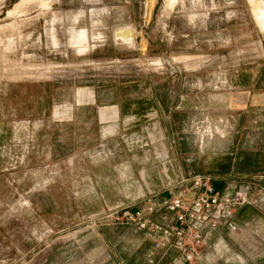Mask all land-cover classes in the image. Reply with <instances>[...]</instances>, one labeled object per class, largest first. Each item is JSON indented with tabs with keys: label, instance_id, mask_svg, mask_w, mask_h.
<instances>
[{
	"label": "rangeland",
	"instance_id": "374dc122",
	"mask_svg": "<svg viewBox=\"0 0 264 264\" xmlns=\"http://www.w3.org/2000/svg\"><path fill=\"white\" fill-rule=\"evenodd\" d=\"M263 8L0 0V264H152L189 172L251 184L198 263L264 264Z\"/></svg>",
	"mask_w": 264,
	"mask_h": 264
},
{
	"label": "built area",
	"instance_id": "2783aa9c",
	"mask_svg": "<svg viewBox=\"0 0 264 264\" xmlns=\"http://www.w3.org/2000/svg\"><path fill=\"white\" fill-rule=\"evenodd\" d=\"M250 198V183L228 189L218 187L208 175L199 172L180 175L174 189L162 201H154L148 207V212H152L159 204L173 213L170 225L148 219L150 226L160 232L146 253L149 261L152 264H199L200 251L209 244L213 231L236 230L235 212ZM136 213L140 215L141 211ZM170 245L178 250L173 263L155 259L158 249Z\"/></svg>",
	"mask_w": 264,
	"mask_h": 264
},
{
	"label": "crops",
	"instance_id": "0c3cea01",
	"mask_svg": "<svg viewBox=\"0 0 264 264\" xmlns=\"http://www.w3.org/2000/svg\"><path fill=\"white\" fill-rule=\"evenodd\" d=\"M10 11V10H9ZM79 30H84V31H86L85 29H79ZM80 39V38H79ZM218 187H220V188H223V182L222 181H220L219 183H215ZM226 188H228V187H226ZM241 208V206L236 210V212H235V219L237 220V221H239V219H238V216H237V212H238V210ZM226 233V232H232V231H229L228 229H226V228H223V229H221V230H215V231H213V233L211 234V238H213V241H214V243H216L219 239H221V237H222V235H223V233ZM159 250V249H158ZM157 250V251H158ZM157 251H156V253H157ZM165 251V250H164ZM164 255V253H162L159 257L160 258H162V256ZM155 258H156V255H155ZM159 259V258H158ZM259 260H261V258L259 257L258 258ZM160 260V259H159Z\"/></svg>",
	"mask_w": 264,
	"mask_h": 264
},
{
	"label": "bare ground",
	"instance_id": "6f19581e",
	"mask_svg": "<svg viewBox=\"0 0 264 264\" xmlns=\"http://www.w3.org/2000/svg\"><path fill=\"white\" fill-rule=\"evenodd\" d=\"M14 11L16 10H12V12ZM256 18L261 21V25L264 26V8L256 15Z\"/></svg>",
	"mask_w": 264,
	"mask_h": 264
}]
</instances>
